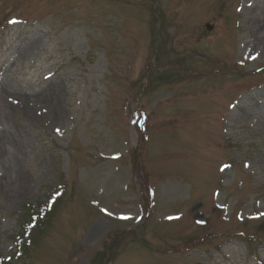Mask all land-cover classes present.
<instances>
[{
    "label": "rangeland",
    "instance_id": "rangeland-1",
    "mask_svg": "<svg viewBox=\"0 0 264 264\" xmlns=\"http://www.w3.org/2000/svg\"><path fill=\"white\" fill-rule=\"evenodd\" d=\"M0 257L264 264V0H0Z\"/></svg>",
    "mask_w": 264,
    "mask_h": 264
},
{
    "label": "trees",
    "instance_id": "trees-1",
    "mask_svg": "<svg viewBox=\"0 0 264 264\" xmlns=\"http://www.w3.org/2000/svg\"><path fill=\"white\" fill-rule=\"evenodd\" d=\"M62 196V193L60 191H57L56 194L52 195V199L50 201H47L45 203H42L39 206V213H34V211H32L27 217L31 218L30 221H32V225L33 228H35V230L40 229V227L42 225H45L47 223H49V220L51 219L52 215H47L48 212L52 213L51 211L54 210V206L57 203V201L59 200V198ZM134 232H130V233H126L123 234V237H127V238H131L133 237ZM35 240V236H31L30 231L28 232H24L21 234L20 237L17 238V242H18V248H19V252L22 253V255H26L29 256L30 252L32 250V246H30L31 240ZM118 238H115L111 243H110V248H113L111 246H117L118 243ZM122 241V239L120 240ZM33 243H35V241H32ZM1 257H0V262H1Z\"/></svg>",
    "mask_w": 264,
    "mask_h": 264
},
{
    "label": "snow or ice",
    "instance_id": "snow-or-ice-1",
    "mask_svg": "<svg viewBox=\"0 0 264 264\" xmlns=\"http://www.w3.org/2000/svg\"><path fill=\"white\" fill-rule=\"evenodd\" d=\"M10 23H13V24H16V23H19L18 21H15V20H13V21H10ZM124 219H128V217H123Z\"/></svg>",
    "mask_w": 264,
    "mask_h": 264
},
{
    "label": "bare ground",
    "instance_id": "bare-ground-1",
    "mask_svg": "<svg viewBox=\"0 0 264 264\" xmlns=\"http://www.w3.org/2000/svg\"><path fill=\"white\" fill-rule=\"evenodd\" d=\"M96 231H97V229H96L94 232H92V235H93V234H95V233H96Z\"/></svg>",
    "mask_w": 264,
    "mask_h": 264
}]
</instances>
